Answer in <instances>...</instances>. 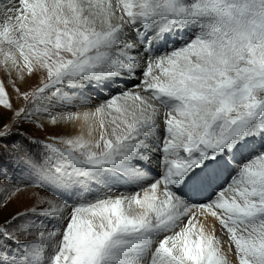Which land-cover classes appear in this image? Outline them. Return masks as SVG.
I'll return each mask as SVG.
<instances>
[{"label":"snow or ice","instance_id":"snow-or-ice-1","mask_svg":"<svg viewBox=\"0 0 264 264\" xmlns=\"http://www.w3.org/2000/svg\"><path fill=\"white\" fill-rule=\"evenodd\" d=\"M0 69V264H264V0H0Z\"/></svg>","mask_w":264,"mask_h":264},{"label":"rangeland","instance_id":"rangeland-1","mask_svg":"<svg viewBox=\"0 0 264 264\" xmlns=\"http://www.w3.org/2000/svg\"><path fill=\"white\" fill-rule=\"evenodd\" d=\"M0 78H4L3 70L0 69ZM32 86H35L36 81H30L29 82ZM27 87V85L22 86L23 88ZM65 131H71L73 134H75V129L68 128L64 129ZM21 131H26L28 135H31L34 139L36 138H44L49 133L44 131H34L33 128L27 127L25 129H21ZM5 171H8L5 169ZM13 175L12 172L8 171V176L11 178ZM7 193H0V196H3L5 199H7ZM50 198V196L43 191L36 189V188H27L24 189L21 193L17 194V197L13 198L12 201L9 202V207L7 209V212H5V215H8V213L12 212L17 206H19L21 209H23L25 206L38 203L41 199ZM29 239H32V237H29Z\"/></svg>","mask_w":264,"mask_h":264}]
</instances>
